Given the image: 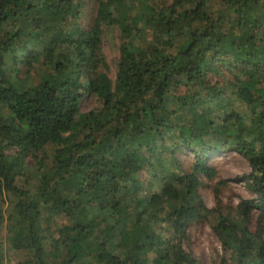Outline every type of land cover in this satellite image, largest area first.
Instances as JSON below:
<instances>
[{
    "label": "trees",
    "instance_id": "trees-1",
    "mask_svg": "<svg viewBox=\"0 0 264 264\" xmlns=\"http://www.w3.org/2000/svg\"><path fill=\"white\" fill-rule=\"evenodd\" d=\"M210 1L138 10L97 0L84 29L80 0H0V197L15 196L7 240L31 251L27 264H202L182 242L203 211L217 214L220 264H264V0H221L233 17ZM104 24L120 36L113 82L98 53ZM87 96L100 106L81 111ZM179 146L194 156L188 171ZM223 147L249 162L257 197L235 217L207 209L197 190L200 174H215L206 157ZM28 155L39 174L25 189L15 177L27 176ZM54 216L71 220L55 236Z\"/></svg>",
    "mask_w": 264,
    "mask_h": 264
},
{
    "label": "rangeland",
    "instance_id": "rangeland-1",
    "mask_svg": "<svg viewBox=\"0 0 264 264\" xmlns=\"http://www.w3.org/2000/svg\"><path fill=\"white\" fill-rule=\"evenodd\" d=\"M136 5V9L143 10L145 4L156 5L161 7L171 0H130ZM81 8L78 25L87 29L91 26L95 17L97 0H80ZM208 7L215 15L225 14L233 17V11L228 9L221 0H212L208 2ZM233 19V18H232ZM236 32V29L233 28ZM146 36H150V32H145ZM100 45L98 53L104 58L108 65V76L112 80L115 79L117 72V62L119 58L120 36L118 28L115 25H102L100 34ZM263 64V63H262ZM20 72L23 73L27 69L26 64H18ZM43 69L37 63L31 68L30 74L36 82L40 80ZM230 79H233L230 73H226ZM99 101L96 98L87 96L81 102V111H88L95 107H99ZM243 109V108H241ZM168 143V142H167ZM211 145V140L209 142ZM53 145L45 147L46 154L51 156L54 150ZM221 149V148H220ZM39 154L38 156H40ZM175 159H177L180 168L189 169L193 163L194 156L187 148L179 146L174 151ZM47 157L46 163H50V157ZM34 158L28 155L24 158L25 164L28 166L27 176H16L15 184L20 188H33L39 172L34 164ZM206 163L215 170L214 176L207 178L199 175L198 194L201 197L203 205L207 209H216L224 215L235 217L237 215V206L243 199L256 200V195L248 188L245 178L251 172L249 162L233 148L223 147L221 150L213 152L212 155L206 157ZM35 175V176H34ZM224 180L223 184L219 181ZM15 196L11 193L3 192L0 197V206L3 211V221L0 227V252L3 256V264H27L31 259V251L28 249H14L9 245L7 240V220L6 216L10 211ZM258 211L253 209L250 212V222L248 228L254 230L258 222ZM217 214L214 211H203L200 218L190 221L185 228V238L182 245L193 258L199 260L202 264H220L223 258H228V253L224 251L219 238L214 232V225L217 223ZM71 222L65 216H54L49 222V226L54 236L58 227ZM50 239L44 240L45 246L48 247Z\"/></svg>",
    "mask_w": 264,
    "mask_h": 264
}]
</instances>
